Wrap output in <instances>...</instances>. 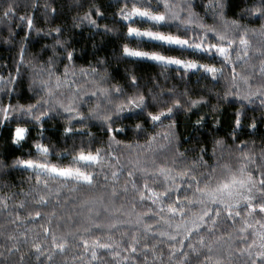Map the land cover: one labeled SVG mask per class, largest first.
Masks as SVG:
<instances>
[{"label": "clouds", "instance_id": "obj_1", "mask_svg": "<svg viewBox=\"0 0 264 264\" xmlns=\"http://www.w3.org/2000/svg\"><path fill=\"white\" fill-rule=\"evenodd\" d=\"M0 264H264V0H0Z\"/></svg>", "mask_w": 264, "mask_h": 264}]
</instances>
